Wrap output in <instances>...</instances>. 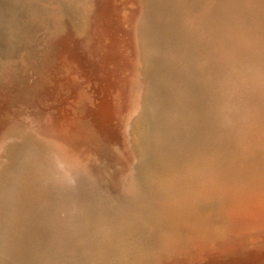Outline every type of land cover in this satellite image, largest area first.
<instances>
[{"label":"bare ground","instance_id":"bare-ground-1","mask_svg":"<svg viewBox=\"0 0 264 264\" xmlns=\"http://www.w3.org/2000/svg\"><path fill=\"white\" fill-rule=\"evenodd\" d=\"M95 2L0 0V92L18 85L29 93L46 52L40 46L44 36L64 20L77 36L88 35L97 15ZM126 3L133 18L123 16L121 8L118 30L133 56L125 60L134 80L122 102L119 142L132 146L138 127L137 143L154 156L156 180L140 184L133 152L114 195L102 191L86 159L65 154L58 139L55 145L28 138L9 153L10 164L0 163V264L25 259L59 264L67 251V264H168L195 247L214 256L253 247L251 227L238 212L228 214L233 203L225 189L236 183L246 189L256 184L253 175H264V0ZM180 91L192 97L186 100ZM12 128L18 137V127ZM11 130L0 141V157ZM50 149L56 168L63 170L60 197L45 204L40 201L47 186L40 182L36 161ZM163 152L172 154L170 159ZM152 197L157 203L143 209L141 202L146 205ZM258 214L255 223H264V214ZM49 236L61 245L38 253V241Z\"/></svg>","mask_w":264,"mask_h":264},{"label":"rangeland","instance_id":"rangeland-1","mask_svg":"<svg viewBox=\"0 0 264 264\" xmlns=\"http://www.w3.org/2000/svg\"><path fill=\"white\" fill-rule=\"evenodd\" d=\"M126 1L96 0L94 8L97 15L96 17L94 15L92 18L94 22L88 35L77 36L71 25L66 23V20L62 21L58 27H52L46 36H44V29L40 31L38 37L40 36L39 38L41 39L43 33L45 38L40 46L46 52L39 65L38 75L36 74L37 80L33 88L26 94L25 91L23 93L21 92L18 85H10L0 92V141L7 131L9 129L11 130L15 125L20 132L18 137H15L16 133L13 130L6 135L7 147L5 151H1L3 157H0V163L4 167L12 162L13 154L9 153L14 152L15 149H18L30 138L34 142L44 140H51L53 144L58 141L63 142V145L58 142L57 146L60 145L59 147L61 149L63 148L62 150H64L65 154L70 157L71 155L73 157L81 156L82 159H86L84 163L87 166L92 165L91 167L88 166L89 173H92V177L97 179V183L100 181L98 183L99 187L100 189L102 188V191L105 190V192L110 189L111 192L108 191V193L113 194L114 192L115 195L118 189H121L119 183L122 184L121 180L126 171H128V165L126 164L133 156V152L136 159L135 167L137 175L139 174L140 184L145 182L147 184L149 180H156V177L151 173L152 165L155 162L154 156L150 155L148 149H143L137 143L136 129L138 127H135V132L133 133L132 146L125 147L119 142V140L121 141V134H118L120 133L118 127L120 126L119 129H121L122 102L129 93V86L132 84L131 80L133 79L130 75V68L127 66L128 64H126L125 60L128 56L129 60L133 56L127 51L128 47L123 40L125 36L122 31L118 30V16L121 8L123 16L128 18L132 16L133 18V13L130 12L131 15H129L128 9L126 8ZM114 8H119L118 14ZM100 10L102 11L98 16ZM166 19L162 21L167 22L168 19ZM132 20L134 24V19ZM132 27L133 25L131 23L126 25V29L129 31L132 30ZM175 70L178 69L175 68ZM149 72L151 76L154 73L150 70L147 74ZM201 77L199 76V78ZM198 79L195 78V80ZM125 89L127 92H125ZM180 93L184 99L187 98L186 100L192 97V93H187V95L183 91H180ZM158 97H161L160 93ZM162 100L161 98L159 102H162ZM147 116L146 114L143 117L145 122L146 120L147 122L150 120V117L147 118ZM28 128L29 132L27 133L26 130L28 131ZM25 134L28 135L26 136ZM52 136L54 137L52 138ZM47 137L50 138L47 139ZM12 138L13 141L11 140ZM55 139H58V141ZM121 146H123V149ZM53 154L55 153L52 149L44 151L45 156H42L41 159L36 161L40 166V176H38L41 178L40 182L45 183L47 186L48 194L40 201L45 204L55 203L57 201L56 199L60 197L58 183L61 181L60 174L63 168L61 165L56 168V164L58 163L55 157H53ZM171 155L167 152L163 155V158L170 159ZM91 168L92 170L90 172ZM30 169L32 171L35 167H31ZM248 171L252 173L251 175L254 174L252 168ZM95 174L97 177H95ZM253 176L259 179L262 177L261 180L258 179L259 181L256 178L254 179L256 186L248 185V188L241 189L242 185L236 183L230 187H223L224 189L228 187V189H225L226 195L229 196V199L233 203L232 208L230 207L228 209V214L231 211L238 212L241 214V222L251 227L248 228L247 232L250 236L249 239H251L250 242H252L251 246L253 247L220 256H214L213 252L207 249L195 247L191 251L189 250L186 256L180 255L182 259L178 256L168 262V264H264V223H255L258 219L255 215L257 213H259L258 216L264 214V185L263 187L261 185L264 184V175L257 177L255 174ZM257 182H259V186ZM215 190H213V196L217 193ZM152 198H154L152 199L154 201H149L147 203L148 205H145V201L141 202L143 209L146 206L148 207L157 203V197ZM184 224L182 222V225ZM54 237L49 236L47 239L38 241V253L44 255L45 253L49 254L58 245L60 246L61 240L58 237ZM58 239L59 241H57ZM47 247L50 249L45 252ZM69 255H71L70 251L65 252V256L60 257L59 264L69 263ZM16 263L33 264L29 259L19 262L9 261V264Z\"/></svg>","mask_w":264,"mask_h":264},{"label":"water","instance_id":"water-1","mask_svg":"<svg viewBox=\"0 0 264 264\" xmlns=\"http://www.w3.org/2000/svg\"><path fill=\"white\" fill-rule=\"evenodd\" d=\"M176 69H177V68H176ZM164 91H165V90H164ZM164 91L160 93V96H161L162 99H163V97H164L165 94H166V93H164ZM153 119H154V118H153Z\"/></svg>","mask_w":264,"mask_h":264}]
</instances>
